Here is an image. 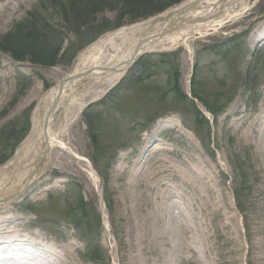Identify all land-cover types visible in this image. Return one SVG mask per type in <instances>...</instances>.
Segmentation results:
<instances>
[{"label":"rangeland","instance_id":"1","mask_svg":"<svg viewBox=\"0 0 264 264\" xmlns=\"http://www.w3.org/2000/svg\"><path fill=\"white\" fill-rule=\"evenodd\" d=\"M191 1L0 0V197L25 182L59 84L92 67L86 52ZM220 21L146 46L111 87L68 84L51 124L65 147L0 205V236L44 237L51 264H264V0ZM19 28L24 49L50 33L60 63L4 52Z\"/></svg>","mask_w":264,"mask_h":264},{"label":"bare ground","instance_id":"2","mask_svg":"<svg viewBox=\"0 0 264 264\" xmlns=\"http://www.w3.org/2000/svg\"><path fill=\"white\" fill-rule=\"evenodd\" d=\"M214 2V0H213ZM226 3V2H224ZM219 4V3H218ZM202 5V4H201ZM203 6V5H202ZM221 21L215 22L218 24ZM148 24V23H147ZM141 27H131L121 29L114 34L106 36L104 39L97 42L92 46L84 58V62L87 64H92V69L106 68L116 66L124 60H131L133 54V49L127 48L131 43V36ZM167 37V36H166ZM170 37V36H168ZM149 38V37H148ZM172 41H176L178 36L172 35ZM163 39L156 42H161ZM150 46V45H148ZM146 51V48L144 49ZM96 78H106L105 85L108 88L113 83L117 82L121 74H107L101 71H93L92 74ZM107 76V77H106ZM110 86V87H111ZM52 134V133H51ZM49 135V147L50 151L52 147L59 146L61 148L65 147L62 142H59L54 135ZM73 156H75L73 154ZM83 161V157H76ZM42 165V164H41ZM92 179H96L94 174H89ZM4 234L6 236H4ZM7 243H4L5 241ZM44 237L36 234L34 236H20V235H7L1 232L0 236V264H51L54 259L55 251L53 246H48L44 244ZM58 252V251H57ZM64 253V252H63ZM15 259V260H14ZM51 260V261H49ZM58 261V259H57ZM62 264V263H59Z\"/></svg>","mask_w":264,"mask_h":264},{"label":"water","instance_id":"3","mask_svg":"<svg viewBox=\"0 0 264 264\" xmlns=\"http://www.w3.org/2000/svg\"><path fill=\"white\" fill-rule=\"evenodd\" d=\"M204 0H196L193 4L184 6L180 9H177L171 13H169L166 17L159 19L158 21H155L153 23L150 24V27L144 32V34L148 31H152V30H156V29H163L158 35L154 36L153 38H161L165 33H169L172 32L178 28H181L185 25H193L199 22H204L206 20H209L211 17H204V18H191L189 17V15L192 12H195L197 9H199V5L203 2ZM184 16H188L187 18H184ZM143 34V35H144ZM143 35L140 37V40L135 48L134 54L131 58V60L128 62H124L123 64H126V66L130 65L131 63H133L136 58L139 55V51L141 49V47L143 46V44L145 42H147V40L149 39H145L143 40ZM121 64V65H123ZM101 70H103V72H117L118 71V67L115 68H99ZM93 72V70H89L88 72H85L83 74H79V75H75V76H71L65 80H63L60 84H59V93L58 96L55 100V102L53 103V105L51 106V109L49 110L46 118H45V124H44V129H43V133H44V140H45V144H46V150L39 156L35 166L36 169L39 168V166L42 163V160L44 159L43 157L46 156V154H48L49 152V147H48V134H47V130H48V125H49V121H50V117L52 116L53 112L55 111L60 96L62 94V90L64 88V86L74 80L77 79H81L86 75H89ZM35 175V171L32 172L31 176L29 177V180L26 184L25 189H27V187L30 185L33 177Z\"/></svg>","mask_w":264,"mask_h":264},{"label":"trees","instance_id":"4","mask_svg":"<svg viewBox=\"0 0 264 264\" xmlns=\"http://www.w3.org/2000/svg\"><path fill=\"white\" fill-rule=\"evenodd\" d=\"M146 1H152V0H146ZM178 2L180 1L172 2L170 6L176 5ZM80 26L83 28L86 26V23H83ZM19 30L20 28L18 29V31H16L15 34L9 33L3 37L2 43H1V49L4 52L10 53L12 55V58L16 61H22V62L28 61V62H31L32 64L42 65L46 67H52V66H55L58 62L60 63V61L58 60H59L60 53H61V47L57 48L54 46L55 40L50 41L49 36H48L50 35V33L45 32V35H41V41L37 43V47L36 45H34L35 43L33 42L32 48L24 49L20 46V43H19L21 41L20 39L21 35L19 34ZM58 38L61 41L63 40L62 36ZM12 41H15V42L17 41L18 43L17 46L11 45ZM72 56H75V53H73ZM24 135H22L21 137L22 139L24 138L23 137ZM4 157H7V156H3V158ZM9 157H11L10 154L8 155L7 158L4 159V161L8 160ZM80 208L84 209V206L81 205Z\"/></svg>","mask_w":264,"mask_h":264}]
</instances>
